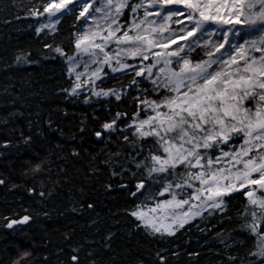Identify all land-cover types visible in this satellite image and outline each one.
<instances>
[{
    "label": "snow or ice",
    "instance_id": "6c2138e0",
    "mask_svg": "<svg viewBox=\"0 0 264 264\" xmlns=\"http://www.w3.org/2000/svg\"><path fill=\"white\" fill-rule=\"evenodd\" d=\"M28 12L38 20L37 34L54 36L68 18L83 21L67 51L45 45L63 58L72 83L62 91L69 97L90 93L88 103L128 94L136 101L131 116L117 111L93 135L107 143L115 133L128 143V163L117 161L119 171L139 177L135 190L120 187L140 194L129 213L139 226L175 236L205 213L232 220L224 213L243 198L236 234L216 235L226 248L251 242L242 258L229 254V264H264V0H35ZM125 76L132 79L120 89L97 84ZM20 138L26 149L35 142L22 131ZM36 156L31 170L47 163L50 171L51 163ZM111 239L105 237V252ZM13 251L11 264H35L29 248L13 244ZM69 259L81 264L79 250ZM91 264H103V257Z\"/></svg>",
    "mask_w": 264,
    "mask_h": 264
},
{
    "label": "trees",
    "instance_id": "16d2710c",
    "mask_svg": "<svg viewBox=\"0 0 264 264\" xmlns=\"http://www.w3.org/2000/svg\"><path fill=\"white\" fill-rule=\"evenodd\" d=\"M34 2L0 0V179L4 180L0 185V262L11 264L13 244L29 248L33 255L28 259L35 264H71L74 248L79 250L81 264H91L96 256L103 257V264H160L159 257H165L163 264H229V254L245 256L251 242L226 248L216 235L218 231L225 237L236 234L243 198L233 200L230 211L224 213L232 220L205 213L206 219L198 218L175 236L153 234L129 214L140 194L131 196L120 186L135 190L133 181L139 173L133 177L121 172L117 163H128L129 145L118 134L105 143L93 133L117 111L131 116L136 101L126 94L119 101L92 96L85 103L90 93L69 97L63 92L72 81L53 48L60 45L67 51L72 33L83 21L74 25L68 18L54 36L37 34L38 20L28 12ZM49 43L53 48L45 47ZM17 56L27 62H17ZM131 79L108 78L97 84L120 89ZM148 98L155 96L149 93ZM21 131L25 137L32 135L35 142L30 149L21 140ZM74 150L79 156L73 155ZM37 153L51 163L50 171L47 163L39 172L31 170L38 162ZM113 170L118 174L112 175ZM40 191L45 195L40 196ZM23 216L30 217L27 223L6 227ZM110 233L111 250L105 252V237Z\"/></svg>",
    "mask_w": 264,
    "mask_h": 264
}]
</instances>
